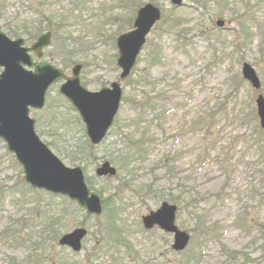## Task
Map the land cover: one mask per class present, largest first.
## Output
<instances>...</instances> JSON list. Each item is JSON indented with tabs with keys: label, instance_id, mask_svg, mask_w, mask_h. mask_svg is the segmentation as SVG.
Listing matches in <instances>:
<instances>
[{
	"label": "rangeland",
	"instance_id": "rangeland-1",
	"mask_svg": "<svg viewBox=\"0 0 264 264\" xmlns=\"http://www.w3.org/2000/svg\"><path fill=\"white\" fill-rule=\"evenodd\" d=\"M197 1L203 7L197 8L193 0L180 6L171 0H0V29L10 38H23L30 46L50 31L51 44L44 48L43 60L69 76L75 64H82L81 82L90 91L113 81L123 86L112 132L97 145L96 160L88 155L83 120L60 92L65 80L50 87L44 108L30 113L50 150L67 166L84 168L86 178L103 191V207L108 209L101 215L30 186L22 165L0 137V264H30L31 252L40 264H264V135L253 131L252 117L250 122L241 120L254 108L260 126L256 98L264 95V0ZM142 2L155 3L167 17H180L185 38L177 43L164 31L163 15L131 75L121 79L117 39L134 28ZM219 19L224 26L217 24ZM157 44L162 51L159 63L151 60ZM245 62L256 70L260 88L243 76ZM146 72L154 83L136 85ZM149 99L154 108L147 106ZM221 103L225 112L207 138L216 144L206 153V129L192 131L189 124ZM138 139L147 144L142 157L135 155L137 146H127ZM129 153L137 160L126 167L122 161ZM106 160L118 172L99 178L96 169ZM171 165L177 171L170 174ZM36 200L56 217L66 210L56 227L62 229L57 239L46 231L38 248L30 239L38 240L44 226V218L36 214ZM164 201L177 205L176 222L191 234L183 251L173 248V233L143 225L142 216ZM108 212L113 215L107 217ZM114 218L122 239L100 241L105 223ZM19 219L27 221L23 226L37 227L12 226ZM77 227H86L88 235L82 250L74 252L60 245L59 238ZM15 231L28 245L12 237ZM102 245L110 247L101 249Z\"/></svg>",
	"mask_w": 264,
	"mask_h": 264
},
{
	"label": "water",
	"instance_id": "water-1",
	"mask_svg": "<svg viewBox=\"0 0 264 264\" xmlns=\"http://www.w3.org/2000/svg\"><path fill=\"white\" fill-rule=\"evenodd\" d=\"M175 6L185 4V0H171ZM162 9L148 2L139 8L134 28L122 33L117 39L119 49L118 65L122 68L121 79L127 78L135 66L138 56L147 41V36L162 18ZM219 26L224 20L217 21ZM51 43V32H46L30 46L23 38L12 39L0 30V137L7 142L23 166L26 181L32 187L45 189L67 196L76 201L87 213L100 215L103 212L101 196L93 191L86 181L84 169L69 167L43 142L35 129L36 119L31 117V109L45 106L50 86L64 79L60 92L74 105L86 125L87 135L92 144H100L108 135L119 111L123 87L119 81L99 91H90L81 83L82 64H76L72 76L63 69L46 61H36L42 57L43 49ZM243 75L255 88L261 87L260 78L250 63H244ZM257 112L264 129V95L259 94ZM98 176H114L117 168L105 161L96 169ZM177 205L164 201L159 208L142 217L146 228L159 226L174 233L173 248L183 251L189 244L191 235L176 223ZM88 234L86 227H77L64 233L59 244L73 251L82 250L83 240Z\"/></svg>",
	"mask_w": 264,
	"mask_h": 264
},
{
	"label": "trees",
	"instance_id": "trees-1",
	"mask_svg": "<svg viewBox=\"0 0 264 264\" xmlns=\"http://www.w3.org/2000/svg\"><path fill=\"white\" fill-rule=\"evenodd\" d=\"M152 1V0H151ZM193 2H195V5L197 8L199 7H203V4H202V1H197V0H193ZM143 4H145V2H142L140 4V6H142ZM168 15H165L164 14V19L166 18V23H167V26L164 28V31L167 33V34H170L172 35L177 43L181 41H183V39L185 38H182L181 36L183 35V32H184V25L182 24L183 23V20L180 18V17H167ZM170 18V19H169ZM164 22V21H163ZM40 28L39 26H37V29ZM39 31H43V29L39 30ZM183 31V32H182ZM158 45V50H155V52H153V57L151 58L152 62H157L159 63L161 60V46ZM178 47V45H177ZM136 82V85L138 86H142V85H150L151 83L153 84L154 83V80L152 79V77L150 76L149 72H146L144 75L140 76L139 78H137L135 80ZM163 99V98H162ZM61 102L63 103H67V100L64 99L63 97L60 96V99H59ZM149 102L147 103V106L151 107V108H154V102L151 101V99L148 100ZM59 104V102H58ZM68 104V103H67ZM49 105H51V101H49ZM60 105V104H59ZM143 105V104H142ZM144 107H147L145 105H143ZM223 112H225V108H224V104L221 103L220 105H218L216 107V109H212V110H209L208 112H206V114L204 116H201L200 118L198 119H195L194 121H192L190 124H189V130H192V131H195L196 128L198 129H201V128H204L206 129V132H205V149L204 151H206V153L208 151H210V149L212 147H214V145L216 144V140L214 138H210V139H207L208 136H211L212 134V128L214 127L213 126V123L216 121L217 117H219L220 115L224 114ZM253 119V125H252V129L254 132L256 133H261L262 135H264V132L259 130V124L257 123V116H256V113H255V109L252 108L251 112L249 113H246L245 116H243L241 118V120L243 122H250L252 121ZM77 118L79 119V116H77ZM254 118L256 120V123L254 124ZM80 120V119H79ZM54 121H53V118L49 121L50 124H52ZM41 124V119L38 118V125ZM205 126V127H202ZM112 131H110V134H111ZM154 142V140H151V142ZM87 144H89V148H88V155L91 156L90 158H92L93 160H96L97 159V155H96V151L98 149V146H95V145H92L89 140H87ZM132 145L134 146H137L138 147V151L135 153V155H138V156H143L148 150H147V144H146V141H144L143 139H138L136 142H128L127 146L128 148H131ZM133 146V147H134ZM153 146V145H152ZM151 146V147H152ZM136 147V148H137ZM211 147V148H210ZM133 155L132 153H129L128 156L124 157V161H122V165H125L126 167L128 165L131 164V162L137 160V156ZM264 158V156H263ZM164 163L167 164L168 160H169V156H166V158L164 159ZM172 166V165H171ZM170 174L171 172H173V170L177 171V168L172 166L170 167ZM93 178H97L96 176H93ZM87 181L91 187V189L93 190H96V188L94 187L93 185V180H91L90 178H87ZM96 192H98L101 196H102V193L103 191L102 190H96ZM160 197V196H159ZM175 201H178L179 202V199L176 200L174 199ZM41 201L39 200H36L35 201V205H36V208H37V215L40 217V218H44V226L41 228V231H39V234H41L37 239H34L32 236H30V239L32 240L31 242L33 246H40L37 241H45L46 237L45 235H43V233H45L46 231H51L54 233V236L56 237L55 240L57 239V235L60 234L61 230L62 229H56V227H58L59 225V221L63 219V217L65 216V212L66 210L63 208L62 211H59L61 215V217H56V213L52 210V209H49L48 206L46 205H42V204H39ZM103 202L106 203V200L103 199ZM106 209H108V206L106 205V207H104V211H107ZM103 211V212H104ZM58 212V213H59ZM88 215V214H87ZM113 214L109 213L107 214V217H110L112 216ZM86 216V215H85ZM90 216V215H89ZM117 219H108V221L105 223L104 225V234L102 235V237L98 238L100 241L102 242H106V241H120L122 239V236L119 234V232H117L116 230V225H115V222H116ZM23 221H26L25 219H19V221L15 220L12 224V226H21L23 230L27 229L28 227H30V229H33V228H36L37 227V224L33 223V224H28V226H23ZM27 222V221H26ZM41 226V225H39ZM14 235L12 237H14V239H17V242L18 243H21V244H24V245H28L27 242H25L24 240H22L23 237L20 236V234H18L17 231L13 232ZM202 234V233H201ZM38 237V235H36V238ZM211 237V235H210ZM110 245H102L100 246V248H109ZM38 248V247H37ZM34 256V253L31 252V254L29 255V259H30V264H40L41 261H36V259L32 258ZM192 257H190L189 260H191ZM196 259V258H195ZM188 261V260H187Z\"/></svg>",
	"mask_w": 264,
	"mask_h": 264
}]
</instances>
